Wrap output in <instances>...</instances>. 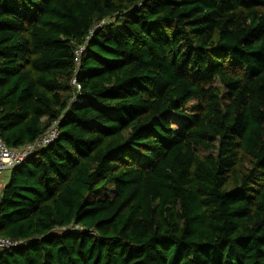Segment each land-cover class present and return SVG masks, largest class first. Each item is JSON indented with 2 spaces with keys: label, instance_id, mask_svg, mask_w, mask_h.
Wrapping results in <instances>:
<instances>
[{
  "label": "trees",
  "instance_id": "obj_1",
  "mask_svg": "<svg viewBox=\"0 0 264 264\" xmlns=\"http://www.w3.org/2000/svg\"><path fill=\"white\" fill-rule=\"evenodd\" d=\"M55 121L0 264H264V0H0V134Z\"/></svg>",
  "mask_w": 264,
  "mask_h": 264
},
{
  "label": "built area",
  "instance_id": "obj_2",
  "mask_svg": "<svg viewBox=\"0 0 264 264\" xmlns=\"http://www.w3.org/2000/svg\"><path fill=\"white\" fill-rule=\"evenodd\" d=\"M76 83V80L73 81ZM60 136L58 122H53L46 132L36 141L23 147L13 148L7 145L0 134V197L5 186L4 174L12 171L24 159H26L34 150L45 147L53 143ZM21 241L13 240L9 237L0 236V250L8 249L20 244Z\"/></svg>",
  "mask_w": 264,
  "mask_h": 264
},
{
  "label": "rangeland",
  "instance_id": "obj_3",
  "mask_svg": "<svg viewBox=\"0 0 264 264\" xmlns=\"http://www.w3.org/2000/svg\"><path fill=\"white\" fill-rule=\"evenodd\" d=\"M193 103H194V102H193ZM10 173H11L10 171L5 172V174H4L3 177H6V176H8V177L4 179V182L7 183V181H8L7 179L9 178Z\"/></svg>",
  "mask_w": 264,
  "mask_h": 264
},
{
  "label": "crops",
  "instance_id": "obj_4",
  "mask_svg": "<svg viewBox=\"0 0 264 264\" xmlns=\"http://www.w3.org/2000/svg\"><path fill=\"white\" fill-rule=\"evenodd\" d=\"M9 176H10V175H9ZM7 177H8V176L4 177V179L7 178ZM8 179H9V178H8ZM8 179H7V180H8ZM5 183H6V182H5Z\"/></svg>",
  "mask_w": 264,
  "mask_h": 264
}]
</instances>
